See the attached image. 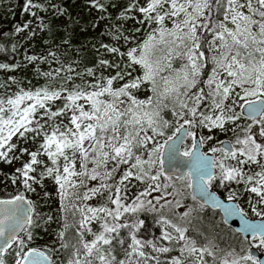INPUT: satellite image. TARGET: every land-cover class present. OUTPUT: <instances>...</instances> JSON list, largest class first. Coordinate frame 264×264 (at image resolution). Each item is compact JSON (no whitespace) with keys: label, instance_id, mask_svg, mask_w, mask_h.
Listing matches in <instances>:
<instances>
[{"label":"snow or ice","instance_id":"1","mask_svg":"<svg viewBox=\"0 0 264 264\" xmlns=\"http://www.w3.org/2000/svg\"><path fill=\"white\" fill-rule=\"evenodd\" d=\"M13 6L0 264H264V0Z\"/></svg>","mask_w":264,"mask_h":264},{"label":"rangeland","instance_id":"2","mask_svg":"<svg viewBox=\"0 0 264 264\" xmlns=\"http://www.w3.org/2000/svg\"><path fill=\"white\" fill-rule=\"evenodd\" d=\"M18 4V0H0V29L7 31L10 27L20 24L26 17L22 10L13 5ZM225 193H227L225 191ZM249 212V217L256 219L247 209V205H242Z\"/></svg>","mask_w":264,"mask_h":264},{"label":"water","instance_id":"3","mask_svg":"<svg viewBox=\"0 0 264 264\" xmlns=\"http://www.w3.org/2000/svg\"><path fill=\"white\" fill-rule=\"evenodd\" d=\"M222 199V198H221ZM223 200V199H222ZM226 202V201H225ZM219 212L221 213L222 215V218H223V221H224V212L223 210L221 209H218ZM229 227H231L232 229H236L238 228L240 225H239V217L238 216H235V217H232L230 219H228L227 221V224Z\"/></svg>","mask_w":264,"mask_h":264},{"label":"trees","instance_id":"4","mask_svg":"<svg viewBox=\"0 0 264 264\" xmlns=\"http://www.w3.org/2000/svg\"><path fill=\"white\" fill-rule=\"evenodd\" d=\"M220 195L226 199L227 195L224 191L220 192ZM215 223L222 225L224 228H230L224 224L222 217L218 211H215ZM232 229V228H231Z\"/></svg>","mask_w":264,"mask_h":264},{"label":"flooded vegetation","instance_id":"5","mask_svg":"<svg viewBox=\"0 0 264 264\" xmlns=\"http://www.w3.org/2000/svg\"><path fill=\"white\" fill-rule=\"evenodd\" d=\"M221 191H224V190L223 189H219L217 192L220 194ZM215 211H218V210H215Z\"/></svg>","mask_w":264,"mask_h":264}]
</instances>
